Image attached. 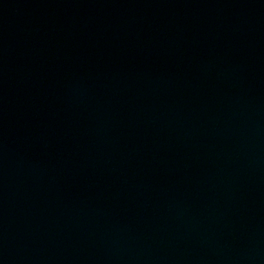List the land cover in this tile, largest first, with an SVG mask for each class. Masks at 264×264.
Returning a JSON list of instances; mask_svg holds the SVG:
<instances>
[{
	"label": "water",
	"instance_id": "water-1",
	"mask_svg": "<svg viewBox=\"0 0 264 264\" xmlns=\"http://www.w3.org/2000/svg\"><path fill=\"white\" fill-rule=\"evenodd\" d=\"M0 264H264V0H0Z\"/></svg>",
	"mask_w": 264,
	"mask_h": 264
}]
</instances>
